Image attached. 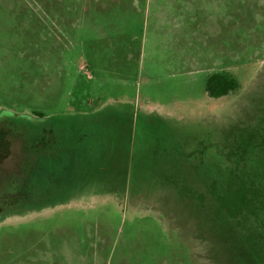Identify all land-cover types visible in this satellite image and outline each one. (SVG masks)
I'll use <instances>...</instances> for the list:
<instances>
[{
	"label": "rangeland",
	"instance_id": "1",
	"mask_svg": "<svg viewBox=\"0 0 264 264\" xmlns=\"http://www.w3.org/2000/svg\"><path fill=\"white\" fill-rule=\"evenodd\" d=\"M35 111L64 148L0 264H264V0H0V114Z\"/></svg>",
	"mask_w": 264,
	"mask_h": 264
},
{
	"label": "trees",
	"instance_id": "2",
	"mask_svg": "<svg viewBox=\"0 0 264 264\" xmlns=\"http://www.w3.org/2000/svg\"><path fill=\"white\" fill-rule=\"evenodd\" d=\"M239 90L238 80L227 72L214 73L208 77L206 82V92L214 98L234 94ZM5 114H0V124L2 121L7 122L10 118L8 121L16 128L15 134L11 130L15 135L12 136V140L20 139L21 141V161L18 162L19 169L17 170L9 172L7 167H4V162L9 158L7 151L12 140L0 134V207L4 208L20 203V200L25 197L23 190L26 186L31 185L36 189L43 183H49L48 180L54 179L57 171L55 167L59 160L57 153L64 148L63 145L55 142L54 132L56 130L44 127L43 121L47 119L44 118L42 112L35 111L33 116ZM36 124H41V126L38 127ZM8 197L10 201L6 202L5 199Z\"/></svg>",
	"mask_w": 264,
	"mask_h": 264
},
{
	"label": "flooded vegetation",
	"instance_id": "3",
	"mask_svg": "<svg viewBox=\"0 0 264 264\" xmlns=\"http://www.w3.org/2000/svg\"><path fill=\"white\" fill-rule=\"evenodd\" d=\"M237 149V148H236ZM237 151H238V149H237ZM239 152V151H238ZM224 161L225 162H227V163H232V164H235V167H234V171H237L239 174H246L245 172H240L242 169L243 170H246V166L244 165V167L241 169V168H238V166H240L241 165V163H245L246 161H247V158L246 157H244V156H235L234 158H232V159H229L228 157H226V159H224ZM241 169V170H240ZM230 173H233V171L232 172H230ZM244 176V175H243ZM15 205V204H14ZM14 205H12V206H14ZM15 207V206H14ZM0 209L1 210H5L6 209V207L4 208V207H0Z\"/></svg>",
	"mask_w": 264,
	"mask_h": 264
},
{
	"label": "water",
	"instance_id": "4",
	"mask_svg": "<svg viewBox=\"0 0 264 264\" xmlns=\"http://www.w3.org/2000/svg\"><path fill=\"white\" fill-rule=\"evenodd\" d=\"M17 207V209L15 208V209H13V210H11V211H8V212H6V213H14V212H17V211H20L22 208H19L18 206H16ZM21 211H23V210H21ZM20 211V212H21Z\"/></svg>",
	"mask_w": 264,
	"mask_h": 264
}]
</instances>
